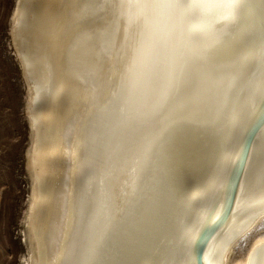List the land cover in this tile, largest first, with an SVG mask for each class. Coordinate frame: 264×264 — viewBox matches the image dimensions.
Instances as JSON below:
<instances>
[{
    "label": "bare ground",
    "instance_id": "bare-ground-1",
    "mask_svg": "<svg viewBox=\"0 0 264 264\" xmlns=\"http://www.w3.org/2000/svg\"><path fill=\"white\" fill-rule=\"evenodd\" d=\"M13 10L20 264H264V0Z\"/></svg>",
    "mask_w": 264,
    "mask_h": 264
},
{
    "label": "rangeland",
    "instance_id": "rangeland-1",
    "mask_svg": "<svg viewBox=\"0 0 264 264\" xmlns=\"http://www.w3.org/2000/svg\"><path fill=\"white\" fill-rule=\"evenodd\" d=\"M14 4L0 0V264H20L27 253L22 235L30 195L28 89L11 32Z\"/></svg>",
    "mask_w": 264,
    "mask_h": 264
}]
</instances>
